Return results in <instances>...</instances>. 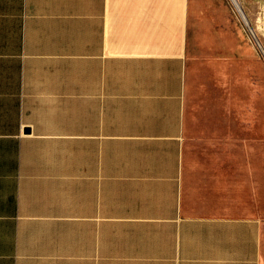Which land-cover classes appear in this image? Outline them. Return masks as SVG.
Wrapping results in <instances>:
<instances>
[{"label": "crops", "instance_id": "crops-1", "mask_svg": "<svg viewBox=\"0 0 264 264\" xmlns=\"http://www.w3.org/2000/svg\"><path fill=\"white\" fill-rule=\"evenodd\" d=\"M198 2L0 0V264H264L254 120L189 99Z\"/></svg>", "mask_w": 264, "mask_h": 264}, {"label": "rangeland", "instance_id": "rangeland-1", "mask_svg": "<svg viewBox=\"0 0 264 264\" xmlns=\"http://www.w3.org/2000/svg\"><path fill=\"white\" fill-rule=\"evenodd\" d=\"M240 2L264 48V0ZM240 16L244 20L241 9ZM186 68L192 106L213 100L223 114L253 118L239 125H253V145H264V57L227 0H199L188 30Z\"/></svg>", "mask_w": 264, "mask_h": 264}, {"label": "built area", "instance_id": "built-area-1", "mask_svg": "<svg viewBox=\"0 0 264 264\" xmlns=\"http://www.w3.org/2000/svg\"><path fill=\"white\" fill-rule=\"evenodd\" d=\"M238 1H239L238 2L239 5L237 4V2L235 0H227L229 6L231 8V11L243 21L244 25L246 26V28L248 29V31L251 35V32H250L247 24L245 23V20H243V18L240 16V9H243V8H242V4H241L240 0H238Z\"/></svg>", "mask_w": 264, "mask_h": 264}, {"label": "bare ground", "instance_id": "bare-ground-1", "mask_svg": "<svg viewBox=\"0 0 264 264\" xmlns=\"http://www.w3.org/2000/svg\"><path fill=\"white\" fill-rule=\"evenodd\" d=\"M241 12H242V14H243L244 20H246L247 23H248V20H247V18H246V16H245V14H244V12H243L242 9H241ZM248 25H249V23H248ZM250 28H252V27L250 26ZM252 33L254 34L253 29H252Z\"/></svg>", "mask_w": 264, "mask_h": 264}, {"label": "water", "instance_id": "water-1", "mask_svg": "<svg viewBox=\"0 0 264 264\" xmlns=\"http://www.w3.org/2000/svg\"><path fill=\"white\" fill-rule=\"evenodd\" d=\"M245 23L247 24V26H248V28H249V25H248V23H247V21L245 20ZM250 29V28H249ZM251 36L253 37V39H254V37H255V35H253V33H252V31H251ZM263 56H264V54H263Z\"/></svg>", "mask_w": 264, "mask_h": 264}]
</instances>
